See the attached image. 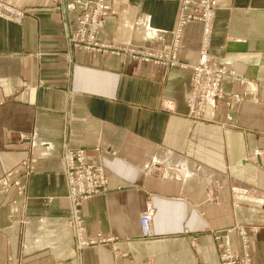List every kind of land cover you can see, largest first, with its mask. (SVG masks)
I'll use <instances>...</instances> for the list:
<instances>
[{"label":"crops","instance_id":"1","mask_svg":"<svg viewBox=\"0 0 264 264\" xmlns=\"http://www.w3.org/2000/svg\"><path fill=\"white\" fill-rule=\"evenodd\" d=\"M73 1L0 0L14 11L0 10V264H218L214 230L264 264V0H218L207 31L185 24L181 67L125 51L167 52L178 0ZM96 1L107 49L67 35ZM199 52L233 75L194 119ZM67 149L106 176L80 203V235Z\"/></svg>","mask_w":264,"mask_h":264},{"label":"built area","instance_id":"2","mask_svg":"<svg viewBox=\"0 0 264 264\" xmlns=\"http://www.w3.org/2000/svg\"><path fill=\"white\" fill-rule=\"evenodd\" d=\"M56 1H64L65 7L73 10L75 8V2L73 0H56ZM190 2L191 0H181V8L178 15L177 20V31H175L173 46L167 52L162 53H151L142 50H133L130 48L125 49L127 53L131 57H140L143 59H153L156 62L162 61L165 58V63H169L172 65L181 66L182 63H179L176 58V46L178 43L179 30L180 27L189 19L193 18V15H190ZM205 4V2H202ZM217 3V0H212L207 2L205 6L213 8ZM0 10L5 11V13H14V11L0 2ZM1 12V11H0ZM3 13V12H1ZM99 1H96L95 7L93 10L84 12L78 19V24L75 29H69L68 38L75 44H83L85 47L89 48H98V49H107L109 45L100 44L95 36L96 28L99 24ZM205 17V15H204ZM211 17V12L207 10L205 20L208 21ZM147 52V53H144ZM206 58H204V53L201 54L199 62L197 65H193L192 69L200 68L195 71V74L192 77V87L193 91L191 96L189 97L188 107L192 112L194 99L197 95V99L200 96L199 88H200V79L205 76V64ZM192 66V65H191ZM202 68V69H201ZM220 71V70H219ZM230 75H233L232 71H229ZM226 70L222 68L220 75L221 78L226 77ZM203 81V80H202ZM216 88V84H215ZM221 94V93H220ZM217 96L215 89H213L208 97L205 98H216ZM207 101V100H206ZM192 103V104H191ZM203 107H199V111L201 112ZM63 165H64V173L66 178V183L68 187V197L70 201L72 200V204L76 208V214L72 213V216L75 220V232L77 235H80L82 227L80 225V216L77 215V207L84 199L90 197L93 194L102 192L106 190V176L102 169V166L94 163H87L85 161V154L82 149H67L62 155ZM149 221V217L147 215H142L140 218L141 229L146 233V222ZM110 240V239H108ZM94 242V241H90ZM85 243V242H84ZM229 254V252H227ZM225 252V254H227ZM224 254V255H225ZM225 264V263H224Z\"/></svg>","mask_w":264,"mask_h":264},{"label":"rangeland","instance_id":"3","mask_svg":"<svg viewBox=\"0 0 264 264\" xmlns=\"http://www.w3.org/2000/svg\"><path fill=\"white\" fill-rule=\"evenodd\" d=\"M203 1L206 4L207 2H210L212 0H191V2H190L191 5H190V9L189 10H190V15H193L194 17L189 19V21H186L180 27L178 40L180 39V33H181V30H182L183 26L185 24L189 23V22H200L203 25L204 31H207L208 26H209V24L211 22V19H212L214 10L218 6V0H217V3L214 5L213 8L205 6V4L202 3ZM178 2H179V11H180L181 0H178ZM207 10H209L211 12V17H210V19L208 21L205 20ZM204 15H205V17H204ZM175 31H177V25H176ZM174 35H175V32H174ZM173 41H174V38H173ZM173 41H172V43L170 45V49L173 46ZM202 47H204V46H202ZM130 49H132V48H130ZM133 50H135V49H133ZM142 51H144V50H142ZM147 52L153 53L152 51H147ZM147 52H144V53H147ZM200 56L201 55H200V52H199L198 61L195 64H193V65H197L198 64ZM176 58H177V56H176ZM177 60H178L179 63H181L178 58H177ZM158 62L164 64L165 63V58L162 61H158ZM170 65H172V64H170ZM182 65H185V64L182 63ZM193 65H192V67H193ZM178 66H180V64H178ZM198 69H200V68H198ZM198 69L197 68H195V70L191 69L192 70V77L195 74V71H197ZM221 70H222L221 66H218L216 63H214L213 61H210V59L207 58L206 64H205V76H203L202 79H200V82H199L200 88L198 90L200 92V96L197 99V95H196V97L194 99V104L192 105L194 111L192 112L191 110H189V114L192 117H193V115L196 118H201V117L204 116V112H205V109H206V106H207V101H206L207 99L205 100V98L208 97V94L213 89H215L216 94H217V96H215L216 97L215 99L216 100L223 99V97H224V89H223V85L222 84H223V78L224 77L221 78V75H220ZM226 73H227L226 75H228V76L230 75L228 70H226ZM239 81L241 82V80H239ZM215 84H216V88H215ZM233 97H239V95L234 93ZM188 102H189V99H188ZM199 107H203L202 108L203 110L201 112L199 111ZM241 228H243V230L245 231V233H246L245 236H246V240H247V229L244 226H240L239 229H238L239 233L241 231ZM211 233L217 239V231L214 230V231H211ZM224 235H226V234H224ZM216 239H214V240L217 242V246H218V244H220L222 246V247L218 246V255H219L218 256V260H219L218 264H224V263H226V264H249L248 263L249 262L248 261L249 260V254H248L249 252L242 253L241 250H236V251L232 250V251H230L228 249L227 244L226 245H224V244L222 245L220 243V241H218ZM225 252L226 253L230 252V254H229L230 256L227 259L224 258Z\"/></svg>","mask_w":264,"mask_h":264},{"label":"bare ground","instance_id":"4","mask_svg":"<svg viewBox=\"0 0 264 264\" xmlns=\"http://www.w3.org/2000/svg\"><path fill=\"white\" fill-rule=\"evenodd\" d=\"M204 58H209V55H207L206 53H204ZM236 99H238V97H236ZM214 100H216L214 97H212V98H208L207 99V104L208 103H210V102H212V101H214ZM190 115V114H189ZM191 116V115H190ZM193 118L194 119H198V118H196L194 115H193ZM200 119V118H199ZM69 198V197H68ZM89 198V197H88ZM71 199V197L69 198V200ZM87 199V198H86ZM85 200V199H84ZM70 210H71V215H72V213L73 214H76L75 212H76V208H75V206L72 204V200L70 201ZM80 204L78 205V207H77V215H79L80 216ZM144 215H147L148 217H149V221L148 222H146V224H145V226H146V233H144V231H142V229H141V224H140V234H141V237H144V238H151V237H153L154 236V234L152 233V231H151V228H150V225H151V219H150V215L149 214H144ZM141 218V217H140ZM73 229V228H72ZM242 235V246L244 247L243 249H245L246 248V246H245V243H246V241H245V235H244V233L242 232L241 233ZM214 239H216L215 237H214ZM220 239V236L217 234V239L216 240H219ZM107 241H109L108 239H106ZM82 242V244L81 245H84V242L85 241H81ZM224 245H226L227 244V246H228V249L230 250V251H232V249H231V247H230V244H229V241L227 240V239H225V241H224V243H223ZM222 247V246H221ZM245 253V252H244ZM229 254H230V252H229ZM228 253L227 254H225L224 255V258L225 259H227V258H229V255ZM247 263V262H246ZM226 264V263H225Z\"/></svg>","mask_w":264,"mask_h":264}]
</instances>
